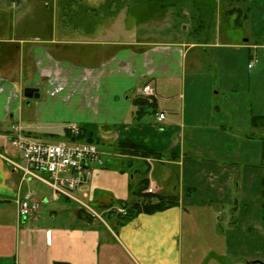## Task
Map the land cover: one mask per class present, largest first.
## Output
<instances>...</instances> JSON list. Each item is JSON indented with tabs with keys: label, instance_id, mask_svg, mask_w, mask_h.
<instances>
[{
	"label": "crops",
	"instance_id": "crops-1",
	"mask_svg": "<svg viewBox=\"0 0 264 264\" xmlns=\"http://www.w3.org/2000/svg\"><path fill=\"white\" fill-rule=\"evenodd\" d=\"M30 2L28 13L39 6L50 15L44 16L41 9L31 20L21 15L19 27L10 25L7 32H2L5 14L0 11V132L7 121L21 122L23 103L29 101L24 89L44 86L49 104L44 110L49 114L42 117L66 123L64 129L71 124L78 125L81 132L93 138L94 130H98L100 143L97 144L105 153L106 164L97 167L77 192L90 207V204L95 206L91 208L98 215L88 212L77 202V208L69 207L67 201L70 199L52 197L63 202L56 204L50 216L41 220L38 210L42 204L49 203V199L35 193L32 199V204L37 206L35 218L21 220L17 198L23 195L29 181L22 183L20 171L9 162L10 159L19 160V154L13 157L0 151V264H128L123 260L130 264H168V261L183 264L179 253L169 257L168 252L178 248L177 239L183 235L187 212L182 184L184 171L194 162L228 163V159L245 163L249 160H232L227 156L231 150L227 147L229 140L218 135L220 128H212L206 119L209 118L207 111L202 112L198 103L196 106V86L191 88L192 95L187 103L185 94L172 92L173 85L177 81L185 84L188 53L193 49L207 51L206 48H210L216 53L236 45L246 49L251 59H257L251 68L250 61L248 63L249 85L254 80L260 93L257 102L251 100L238 105V109L252 118L243 126L248 124L263 131L264 38L257 40L255 37L253 43L245 39V44H237L221 41L223 35L218 32L214 41L209 37L188 41L183 40L182 27L187 31V26L182 25L177 34L178 38L183 36L182 39L172 42L136 39L134 28L153 18L144 15V19H149L136 24L128 5L118 11L115 2L106 10V0H79L83 5L79 7L81 11L71 13L67 12L68 7L66 12L61 10L59 0ZM247 9L249 17L254 15L260 20L259 16L264 15V0H251ZM122 12L124 16L120 19L118 16ZM234 13L238 14V23L241 16L248 18L240 8L224 12ZM74 19L79 21L77 26L70 23ZM115 21L117 26L109 27ZM34 27V33L28 32ZM197 66L198 61L191 68ZM193 78L191 83L197 84L192 82ZM148 83L157 87L158 95L155 109L147 108L145 114L153 113L155 124L159 123L162 128L152 133L144 132L145 125L150 122L149 116L137 118L138 107L134 103ZM222 89L229 92L231 87ZM160 113L165 114L162 120L158 119ZM169 113L179 118L173 122L184 139L181 147L151 139L153 134L161 138L167 133L168 128L163 123L171 121ZM24 131L28 132L25 127ZM211 133L216 135L211 136ZM223 133L232 136L226 129ZM187 141L193 158L186 156ZM126 143L145 145L161 156L133 154L124 148ZM171 166L179 167L178 180L182 189L179 195L171 189ZM223 170L228 172L227 168ZM228 175L226 187H231L232 174ZM151 185H155V192L148 193L146 190ZM160 200H174L175 203L163 210L138 213L125 223L117 221L121 216L114 211L120 206ZM105 216L113 225L105 222Z\"/></svg>",
	"mask_w": 264,
	"mask_h": 264
},
{
	"label": "rangeland",
	"instance_id": "rangeland-1",
	"mask_svg": "<svg viewBox=\"0 0 264 264\" xmlns=\"http://www.w3.org/2000/svg\"><path fill=\"white\" fill-rule=\"evenodd\" d=\"M165 1L169 2L170 0ZM242 1L176 0L175 4L168 5L163 17L148 4L147 6L151 10L148 16L153 19L134 28L136 39L172 42L183 38V36L178 38L177 34L180 26L186 25L187 31L182 27L183 40L194 41L198 38L209 37L210 41H214L216 33L222 32L221 41L245 44V39H251L250 41L253 43L255 37L257 40L264 38V15L259 16L260 20L254 15L252 18L249 17L247 6L251 0ZM30 8V0H2L0 11L5 14L2 32H7L10 25H14L15 28L19 27L21 15L25 16L24 18L27 20H31L35 18L40 9L44 11V16H47L46 13L50 15L49 12H46L48 10L39 6L28 13ZM232 8H240L244 13H247L248 18L245 19L243 15L240 18L241 22L238 23L236 22L238 14H224L226 10ZM147 9L142 15L148 14V12L146 13ZM123 16L122 12L118 17L121 19ZM116 23V21L113 22L109 27H116ZM122 26L125 28L124 22ZM35 30L36 28L32 31L28 30V32L34 33ZM257 32L260 34L255 36L254 34ZM251 33L253 36L250 37ZM225 34H229V36L227 37ZM206 49L207 51L205 48H196L188 53L186 82L185 84L180 81H177L178 84L174 83L172 92L185 94L188 103V99L192 95L191 88L196 86L194 90V94L197 95L194 97L196 106L198 103V108L202 112L207 111L209 118L207 116L206 119L210 122L211 127L217 128L218 126L220 128V131L217 130L220 132L218 135L227 137L226 141L229 140L227 147L233 153L230 150L227 156H231L232 160L246 158L245 160L249 161L234 163L227 159L228 163H226L212 160L206 161L204 164L194 162L196 164L192 163L191 168L187 167L184 176L182 175L184 207L187 209L183 235L177 239L178 248L176 246L177 249L169 250L168 256L172 257L173 254L179 253L183 264H264V129L263 131L255 129L248 124L243 126L246 120L248 123L252 121V118L247 114L245 116L242 109H238V105L249 103L251 100L258 101L259 87L254 83V80L249 85V71L251 70L248 69V63L249 61L251 63L254 58L251 59L249 51L238 45L217 51V53L213 49ZM197 61L199 66L195 69L191 68ZM201 63L202 65H200ZM190 73H193V76ZM192 78V82L195 81L197 84L191 83ZM222 86L231 87V90L227 92L226 89H222L224 88ZM38 88L40 97L23 103L20 124L16 121L6 122L3 132H0V151L13 157L18 154L16 148L11 144L12 135H10L13 127L18 125L23 129L25 127L28 131L26 133L40 141L54 143L64 139L66 123L42 117L49 114L44 110L45 106L49 104H47L46 87L39 86ZM196 90L199 91L196 93ZM140 97L150 98L143 95L142 92ZM146 115L149 116L150 122L145 125V133H152L154 129H162L159 123L155 124L153 113L144 114V116ZM168 118L171 121L167 120L169 122L163 123L168 128L167 133L161 138L153 134L151 139L159 140L160 143L168 146L176 143L181 147V144H184V139L182 140L180 129L173 122L179 118L172 113L168 114ZM256 123L259 124L258 119ZM12 125L14 126L12 127ZM233 126L235 127L233 128ZM225 129L232 136L223 133ZM45 132L52 134H45ZM212 135L216 134L211 133ZM98 137L99 131L94 130V141L99 144ZM189 145V141H187L186 156L193 158ZM215 152L218 153L219 148ZM245 154L247 155L245 156ZM251 159L253 161L250 162ZM225 168L228 169L227 173L223 170ZM171 170L170 173L168 172L171 174V189L179 195L182 192L178 180L179 167L171 166ZM226 174H232L231 187H226ZM25 186L27 188H24V192L30 189L34 193L46 195L49 199V203L42 204L38 210L41 220L50 216L51 210L56 204L63 202L52 199V189L39 180L32 179ZM85 201L87 202V200ZM67 203L71 208L79 206L71 200ZM90 205L95 207L93 204ZM117 206L119 207V205ZM93 211L94 215H98L95 210ZM104 219L106 223L113 225L109 217L105 216ZM126 220L117 217V221L125 223ZM123 262L130 264L129 261L123 260ZM168 264H172V262L168 261Z\"/></svg>",
	"mask_w": 264,
	"mask_h": 264
},
{
	"label": "built area",
	"instance_id": "built-area-1",
	"mask_svg": "<svg viewBox=\"0 0 264 264\" xmlns=\"http://www.w3.org/2000/svg\"><path fill=\"white\" fill-rule=\"evenodd\" d=\"M253 66V62L249 67ZM142 94L157 97V87L148 83L142 88ZM165 118L164 113L158 114V119ZM74 135H79L81 129L78 125L67 127ZM11 144L18 151L19 160H9L18 169L22 176L21 182L32 179L39 180L48 185L53 192V197H64L78 202L91 212V207L80 197L77 192L91 177L95 169L105 165V153L93 142L70 141L62 139L54 143L40 141L27 136L22 126H14ZM147 192H155V185H151ZM34 191L28 189L23 195H18V216L25 220L35 218L37 206L33 203ZM120 212L125 210L121 208Z\"/></svg>",
	"mask_w": 264,
	"mask_h": 264
},
{
	"label": "trees",
	"instance_id": "trees-1",
	"mask_svg": "<svg viewBox=\"0 0 264 264\" xmlns=\"http://www.w3.org/2000/svg\"><path fill=\"white\" fill-rule=\"evenodd\" d=\"M106 1H107V5L104 6L106 10L111 6L112 3H115V2L117 4L118 11H120L123 7H126V5L130 6L129 12L134 14L135 23L139 24L149 19V18L144 19V15H142L145 12L146 8H148L146 10V13L148 12V14L145 16L147 17L150 14L149 11L151 12V10H150V7L147 6L148 4L152 8H154V11L157 10L158 13H161V15H163L166 13L165 11H167L166 8L168 7V5L175 4L174 1L176 0H170L169 2H166L165 0H106ZM59 3H60L61 10L63 11L65 10L66 12V7H68L67 12H71V13L80 12L81 10L79 7L83 6L82 4H79V0H59ZM70 23L75 24L77 26L79 21L77 19H74L70 21ZM87 23H91V22H87ZM134 103L138 107L136 111L137 118H142L144 114L147 112V108L155 109L156 107V101L153 98H143V97L138 96L135 98ZM64 138L70 141L95 142L92 136H86L84 132H81L79 135H74L70 132L68 128H65ZM124 148H128L129 149L128 151H130L133 154H141L142 156H145V157H150V156L160 157L161 156L159 153L149 149L145 145H135L133 143H130V144L126 143L124 145ZM174 203H175L174 200H160L157 203H145V204L136 203V204L129 205V206L125 204L123 206L125 208V213L119 214V215L121 216L120 218L122 220H126V219L129 220L138 213H141V212L151 213L157 210H163L173 205Z\"/></svg>",
	"mask_w": 264,
	"mask_h": 264
},
{
	"label": "water",
	"instance_id": "water-1",
	"mask_svg": "<svg viewBox=\"0 0 264 264\" xmlns=\"http://www.w3.org/2000/svg\"><path fill=\"white\" fill-rule=\"evenodd\" d=\"M24 95L29 100L32 98H39L40 97L39 88H37V87H26L24 89Z\"/></svg>",
	"mask_w": 264,
	"mask_h": 264
}]
</instances>
